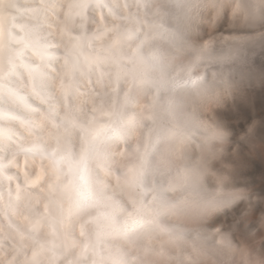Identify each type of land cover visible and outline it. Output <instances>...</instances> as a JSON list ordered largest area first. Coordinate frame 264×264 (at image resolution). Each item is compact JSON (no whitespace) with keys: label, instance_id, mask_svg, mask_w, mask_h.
I'll return each mask as SVG.
<instances>
[{"label":"clouds","instance_id":"1","mask_svg":"<svg viewBox=\"0 0 264 264\" xmlns=\"http://www.w3.org/2000/svg\"><path fill=\"white\" fill-rule=\"evenodd\" d=\"M0 264H264V0H0Z\"/></svg>","mask_w":264,"mask_h":264}]
</instances>
